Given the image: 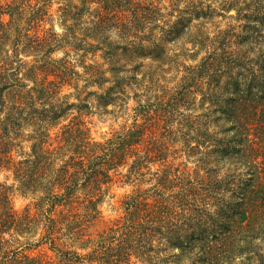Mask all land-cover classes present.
Instances as JSON below:
<instances>
[{
	"label": "clouds",
	"instance_id": "9594fccd",
	"mask_svg": "<svg viewBox=\"0 0 264 264\" xmlns=\"http://www.w3.org/2000/svg\"><path fill=\"white\" fill-rule=\"evenodd\" d=\"M261 82L264 0H0V264H264L255 140L220 110Z\"/></svg>",
	"mask_w": 264,
	"mask_h": 264
},
{
	"label": "trees",
	"instance_id": "16d2710c",
	"mask_svg": "<svg viewBox=\"0 0 264 264\" xmlns=\"http://www.w3.org/2000/svg\"><path fill=\"white\" fill-rule=\"evenodd\" d=\"M106 12H108V9H106ZM111 18L112 16L110 12H108V15L104 17V19ZM56 75L57 78H62L64 74L57 72ZM234 87L237 88V90L239 89V85H234ZM260 87L261 89H264V82H261ZM3 91L4 89L0 88V93H2ZM213 102L217 103L218 98L217 101ZM228 103L231 105V107H228L226 109L221 108L220 110L225 111L230 119L235 118L240 123L241 127L247 131L248 136L255 140V143L252 144V149L255 153L254 160L256 162L255 170L253 173V179L245 185V187L241 190L240 193H234V195L243 196L247 203L253 206L256 204H264V96H253L249 91L247 95L241 94L237 100H230L228 101ZM157 123H162V121L159 120L158 116H153L152 114H150L149 119L147 121V125L143 129L138 130L137 133L133 135V143L128 144L126 147H134L136 143L139 142V140L144 139L146 136L149 135V133L152 131L153 126ZM73 131H75V129ZM4 132L6 135V128ZM6 152L7 146L5 145L3 146V148H0V157H3ZM4 162L5 161L3 159H0V163ZM41 164H43V161H41ZM73 166L82 168L83 161H74ZM94 167V165H89L88 170L92 171ZM37 171H39V167ZM106 178L107 175L102 170L98 172L93 171V175L89 178L88 185L91 186L92 183ZM61 181L66 184L65 199L57 198L53 207L59 205H63L65 207L71 205L72 207H75L76 205L72 201V176L69 175L66 170L64 172V175H62L61 177ZM225 208H232V205H225L224 207H221L220 221H213V223H219L222 227L227 228L228 222L230 220H233V218L228 217L227 220L225 219V217H227V212L225 211ZM132 210L135 212H139L142 215L144 211L143 203L141 202L140 204L132 205ZM49 211H52V209H49ZM233 211H235V209H233ZM247 215V210L241 211L239 216L235 217V222H242L246 220ZM65 218L67 219V215H65ZM13 223H15L13 217L10 214H6V219L4 220L3 226L11 227ZM64 255L69 260H72V257H69L68 253H65ZM24 260L28 261V264H45L44 259L39 255L31 259H29L28 256H25ZM17 264H21V262L17 261Z\"/></svg>",
	"mask_w": 264,
	"mask_h": 264
},
{
	"label": "rangeland",
	"instance_id": "374dc122",
	"mask_svg": "<svg viewBox=\"0 0 264 264\" xmlns=\"http://www.w3.org/2000/svg\"><path fill=\"white\" fill-rule=\"evenodd\" d=\"M153 122V121H152ZM152 124H154V123H152ZM38 256V254L36 255V256H33L32 258H34V257H37Z\"/></svg>",
	"mask_w": 264,
	"mask_h": 264
}]
</instances>
